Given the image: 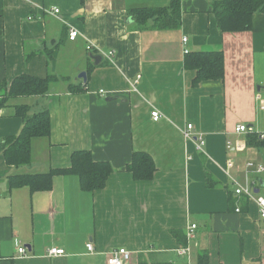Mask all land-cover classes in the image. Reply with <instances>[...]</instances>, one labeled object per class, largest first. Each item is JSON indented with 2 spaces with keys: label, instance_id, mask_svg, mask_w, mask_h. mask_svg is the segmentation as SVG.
<instances>
[{
  "label": "crops",
  "instance_id": "0c3cea01",
  "mask_svg": "<svg viewBox=\"0 0 264 264\" xmlns=\"http://www.w3.org/2000/svg\"><path fill=\"white\" fill-rule=\"evenodd\" d=\"M215 1L181 0L180 27L157 30L152 21L137 28L129 12L171 0H0V264H107L118 248L131 253L127 264H197L200 251L209 264H264V220L235 195L240 186L264 197V139L253 136L264 134V12L250 30L223 33ZM184 50L222 52L223 79L193 87ZM23 75L54 80L43 95L6 98ZM20 107L48 111L50 135L34 139L30 162L16 168L2 148L22 130ZM187 124L203 138L201 152L184 139ZM238 125L253 135L236 133ZM76 151L110 164L103 189L84 192L72 174L54 175L47 191L9 189L12 175L68 169ZM133 152L153 159L151 180L127 171ZM190 225V255L179 257ZM49 248L65 256L47 257Z\"/></svg>",
  "mask_w": 264,
  "mask_h": 264
},
{
  "label": "trees",
  "instance_id": "16d2710c",
  "mask_svg": "<svg viewBox=\"0 0 264 264\" xmlns=\"http://www.w3.org/2000/svg\"><path fill=\"white\" fill-rule=\"evenodd\" d=\"M181 0H171L168 8L134 9L129 13L134 18L137 28H146L149 21L157 30L178 29L180 27ZM212 12L218 29L223 33L248 31L252 17L264 12V0H217L212 3ZM184 69L195 72L193 87L202 82L217 81L224 76V58L220 51H195L184 54ZM54 78L38 79L27 75L16 78L6 94V98L29 95H43L47 92ZM6 84L0 83V93H4ZM5 101V100H4ZM2 100L0 107L4 104ZM17 116L23 120V127L17 137L4 141L2 154L5 162L13 167L27 165L31 160V144L34 139L47 138L50 135V117L48 111L29 115L26 107L17 108ZM253 135V134H251ZM256 139L257 136L253 135ZM70 167L63 170H50L45 174H16L8 178L9 189L29 187L31 191H47L51 188L54 175L72 174L78 178L80 190L94 192L106 186L112 167L106 162H95L87 151L71 154ZM136 181H149L155 172V164L150 155L133 152L131 162L126 167ZM206 185L209 176L205 173ZM173 235L178 238L177 233ZM185 241V240H184ZM186 242H183V246ZM197 264H209L206 251L198 253Z\"/></svg>",
  "mask_w": 264,
  "mask_h": 264
},
{
  "label": "built area",
  "instance_id": "2783aa9c",
  "mask_svg": "<svg viewBox=\"0 0 264 264\" xmlns=\"http://www.w3.org/2000/svg\"><path fill=\"white\" fill-rule=\"evenodd\" d=\"M52 14H59V10L57 8H54L53 10H51ZM78 36V32L75 29H70L68 32V40L70 41H74ZM186 38L182 39L183 43H186ZM87 50H91V47L88 46ZM188 51L184 50V54H186ZM104 56V58L110 60L111 64V57L113 56V52H108L106 54H102ZM140 77L138 76L137 79H139ZM133 87H135V85H133ZM100 95L104 96L106 95V92H104L103 90H100L99 92ZM261 110H264V103L261 105ZM152 120L154 122L158 121L161 117L160 114L157 111H153L150 114ZM193 130V126L191 124H187L185 130H183L182 135L184 137L185 140H193L195 141V147L196 150L201 152L202 147L204 145V141L203 138L201 136H196L194 135V133L192 132ZM235 132L238 134H245V133H251L253 132V130L245 125H238L235 128ZM255 134V133H254ZM257 137L259 140H263L264 139V134H257ZM227 149L231 150V144H227ZM232 164L231 162L227 163V167H231ZM248 167H254L253 164H248ZM264 169L260 166H257V172H263ZM235 195L239 196V195H244L247 196L248 198H250L257 206V210H258V215L260 217V219L264 220V197L261 196H256L253 193H251L249 190H244L243 188H241L240 186L236 189L235 191ZM196 227L195 225H190L187 228V233H186V245L181 246L179 248H177L175 250L177 256L179 257H183V258H188L190 255V246H189V242L191 239H193L194 237V231H195ZM86 250L87 253H93V246L91 243L86 244ZM17 253L19 255L22 256H26L27 253V249L24 246H19L17 248ZM47 257H60V256H65V252L62 249H58V248H49L47 250ZM130 257H131V253L125 249V248H118V249H114L112 251L109 252V256L107 259V264H127L130 261Z\"/></svg>",
  "mask_w": 264,
  "mask_h": 264
},
{
  "label": "water",
  "instance_id": "95a60500",
  "mask_svg": "<svg viewBox=\"0 0 264 264\" xmlns=\"http://www.w3.org/2000/svg\"><path fill=\"white\" fill-rule=\"evenodd\" d=\"M80 78H82V79L84 80V79H85V74L82 73V74L80 75ZM255 193H258V191H255Z\"/></svg>",
  "mask_w": 264,
  "mask_h": 264
}]
</instances>
